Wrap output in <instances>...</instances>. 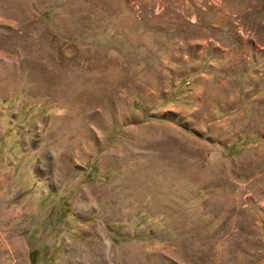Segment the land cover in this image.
<instances>
[{
    "label": "rangeland",
    "instance_id": "obj_1",
    "mask_svg": "<svg viewBox=\"0 0 264 264\" xmlns=\"http://www.w3.org/2000/svg\"><path fill=\"white\" fill-rule=\"evenodd\" d=\"M0 264H264V0H0Z\"/></svg>",
    "mask_w": 264,
    "mask_h": 264
}]
</instances>
